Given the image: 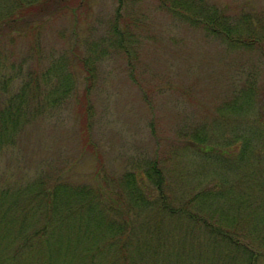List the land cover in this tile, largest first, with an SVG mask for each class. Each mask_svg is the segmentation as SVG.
<instances>
[{"label": "rangeland", "instance_id": "374dc122", "mask_svg": "<svg viewBox=\"0 0 264 264\" xmlns=\"http://www.w3.org/2000/svg\"><path fill=\"white\" fill-rule=\"evenodd\" d=\"M35 1L0 0V208L24 219L0 229V264H264V43L229 45L169 0L22 16ZM203 1L263 32L264 0ZM31 79L14 127L7 100ZM54 179L59 213L31 219Z\"/></svg>", "mask_w": 264, "mask_h": 264}, {"label": "trees", "instance_id": "16d2710c", "mask_svg": "<svg viewBox=\"0 0 264 264\" xmlns=\"http://www.w3.org/2000/svg\"><path fill=\"white\" fill-rule=\"evenodd\" d=\"M48 1L50 0H47L46 3H48ZM161 1H166V0H161ZM168 2H169L168 5L163 3L165 7H167V9L171 10L172 13H174L175 15L178 14L180 17L183 16V18L186 21H188L191 25H199V27L202 28L207 34L219 37L220 39L227 42L229 45L235 46L237 48H242L246 50H252V48H256V50L258 49L259 51H262V44L264 43V41H262L261 39L264 36V29H263V32H261L260 28H262V23H260V19H259L260 17L252 16L244 12H242L241 14L239 13L235 15L234 17V19L236 18V20H235V25H233V28H232L229 26L230 23L228 25L226 24L228 18L225 16V13L223 12L222 9L219 10L216 7H211L207 5L206 3H204L203 0H169ZM45 4L40 5V2H36V1L32 2L31 6H26L21 11V14L22 16H24L29 11L41 10L40 8L45 6ZM6 20H9V18ZM254 20L256 21V24ZM242 25L245 28H247L245 32H242V29H243ZM87 80L88 82L86 84L85 91H84L85 95H83L84 102H82L83 105L81 104L80 106L81 109H83V112L80 113V115H81L82 120L85 117L84 122H87V119H86L87 113L86 112L84 113V110L88 108L86 106V104L88 105V100L86 99L87 98L86 96H87V90L90 85L89 78ZM64 81H67V79L65 78ZM25 84L26 86H23L16 96H11L9 100H7V101L13 102L14 116L12 118V122L14 123V127L16 126L15 122L18 119V115L19 114L23 115L24 113L23 108L28 107L29 103H31L29 99L27 100L22 99V95H24L25 89L28 88L29 85L32 86V88H30V94L32 91L31 95L33 96H35L36 92L41 90V86L37 84V79L34 81V83L32 82V79H31V80H28L27 83ZM86 125L87 123L84 124V130H86ZM15 129L16 128H14L13 130ZM1 134L2 133H0V149L3 147L4 144H7L9 142L8 140L6 141L2 139ZM84 141L86 145H89L91 147L89 140L84 138ZM39 182L40 181L38 180L37 182L32 183L30 186L31 190L32 189L34 190ZM48 182L50 183L48 184L47 188L46 189L41 188L40 191L38 192L39 195H37L38 196L37 199L40 202V204H39V209L37 211L39 212L35 211V213L33 214L31 213L30 214L31 219L37 213H39V215H42L43 213H45V210H46L45 207H47L48 210L51 209V211L55 214V216L57 212L59 213V209L56 207L57 185L55 184V179L50 180ZM1 199L2 197H0V200ZM13 204H15V202L10 204V206L8 205V208L11 207V205ZM89 204H92V203L90 202ZM41 207L43 208V210H41ZM8 208H0L1 214L4 212V217L3 216L0 217V229L5 231L6 236L14 229L15 231L13 232V237H17L18 235H21V234L23 235L22 231L24 228V225H23L24 219L20 218L18 213L16 214V218L12 216L13 217L12 220L5 219V214ZM18 212H20V210H18ZM57 221L59 222V220ZM57 221L54 224L52 223V230L57 225ZM46 228H47L46 225H44V227L42 228L43 232L46 230ZM1 235L2 234L0 233V236ZM44 235H45V232L42 235H40V239ZM40 239H36V240H40ZM4 247L7 248L9 247V245H4ZM16 253H18L17 250H15L14 254ZM13 257H15V255L12 254L10 258H13ZM122 257H123V262L125 263L127 259V255L125 254V251H122Z\"/></svg>", "mask_w": 264, "mask_h": 264}]
</instances>
